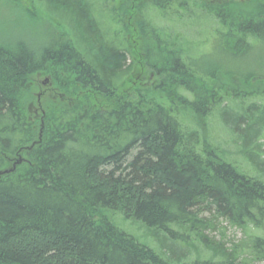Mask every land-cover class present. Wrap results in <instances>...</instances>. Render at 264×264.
<instances>
[{"label": "trees", "instance_id": "1", "mask_svg": "<svg viewBox=\"0 0 264 264\" xmlns=\"http://www.w3.org/2000/svg\"><path fill=\"white\" fill-rule=\"evenodd\" d=\"M45 1L65 18L52 46L0 41V264H264V70L239 66L264 47V0H113L134 43L124 50L94 0ZM143 9L204 25L230 63L186 53L195 42L172 43ZM137 70L154 71L147 93ZM212 113L247 170L218 152ZM219 220L250 234L225 247L211 237Z\"/></svg>", "mask_w": 264, "mask_h": 264}, {"label": "rangeland", "instance_id": "2", "mask_svg": "<svg viewBox=\"0 0 264 264\" xmlns=\"http://www.w3.org/2000/svg\"><path fill=\"white\" fill-rule=\"evenodd\" d=\"M32 1L36 3V7ZM94 2L98 6L101 5V8L104 9L102 12L101 10H98L96 8L93 14L94 18L97 20V22H99L100 28L103 29L106 24L107 25L110 24V30L107 31V33L110 32V36L108 37L105 35V39L107 40L108 45L113 50L115 49L124 50L126 48L132 47L134 43L131 42V38H128L129 34L125 33L126 31L124 32V30L120 27V24L117 25L119 20L123 17V15L121 14L125 13L123 10L118 9L119 3L113 0H105V1L94 0ZM242 2H244V0L241 1L240 3L241 5L243 4ZM191 4L192 3L189 2V6H191ZM49 9L51 10V8H49V5L45 0H0V41L4 40V43L11 42L12 40L24 41L26 45L29 44V46H31L29 48H31L34 54L35 51L38 52L46 47L52 46L50 45L52 43V38H51L52 36L50 35L52 34L53 36L57 37L58 33L56 32H59L58 30H56V26H55L57 23L56 20L61 22L65 20V18L61 14L58 15V13H54ZM142 13L144 16H146V19L148 18L152 20L151 22L154 23L155 26L159 27L161 29L160 31L163 32L164 30L166 33H168L170 35V41H173L172 43L176 41V45L178 44V46H180V44L183 43V41H187L188 43H191L189 42V40L194 41L195 43L190 44V48L187 49L186 53L191 55L205 54L209 61L213 63H220L219 64L220 66H223L225 62L223 61V59L227 60L230 63L228 58L224 57L215 48V43L210 37H208L209 34H204V31H199L200 33L196 31V30L205 29L204 25L195 23L193 25L186 26L184 25V21L182 23L181 21H175L174 19H172L173 16L167 17L168 19L162 18L163 16L158 18L157 16L154 15L156 14L155 12L150 11L148 9H143ZM55 18H60V19H55ZM197 19L198 18L195 16L192 17L193 21H196ZM169 20H173V21L170 22ZM120 21L124 22V20H120ZM65 26L67 30L72 29L68 21L66 22ZM214 27L215 25L213 24L212 30L214 29ZM193 30H195L196 32H193ZM113 31L116 34H114ZM194 33H197L198 36H201L202 38H200L199 40L195 39L196 35ZM125 36H127V38ZM64 39H66V37H64ZM202 45H204V47L203 49H200ZM261 50L264 51L263 46L262 48H259V45L255 46V48L253 49V51L255 52H252L249 55V58H247L246 60L241 61V64H239V66H241L244 69L246 68L250 70L255 69L258 72L263 71L264 66L258 64V58L255 56L256 51L259 52ZM254 59H256L257 61L254 62L253 61ZM123 63L128 66L134 64L131 62V56L129 54L125 58V61ZM235 63H240V62L232 61L231 65L232 66L237 65ZM225 64L228 65L227 63ZM149 71H151L149 72L150 75L149 79L147 75L143 77L137 75L138 70L133 71V74L136 75V77L137 76L138 77L131 78L135 82L133 85L137 84L139 87L138 90L144 91V93H147L148 87L154 84L157 80L156 77L154 76L155 75L154 71L152 70ZM128 74L129 72L124 77H126ZM44 78L45 77L42 76L37 78L38 85L39 82L41 84V82L45 80ZM43 87L52 90V87H54V83H52V81L50 80L49 83H46L45 86L43 85ZM35 90L36 89H32V92L33 93L35 92L33 94L34 96H36V92H37ZM40 90L42 91L43 89L40 88L39 91ZM55 90L56 89H54L53 91ZM236 104L238 105V102H236ZM184 120L187 122L188 125H190V129H193L192 126L193 122L190 121L187 117ZM206 120H207V131H208L207 134L209 135L211 134L212 138L217 143L216 146L218 152L220 153H222V151L225 152L226 157L229 158L234 165L240 166L243 169L247 170L246 163L243 161L241 153H239V149L234 138L232 137V135L228 134L226 129L222 130L223 125L220 122L218 116L216 114H213L209 116ZM201 132H203V129ZM262 143L264 144V136L262 137ZM218 222L220 224L217 225L218 227L217 231L212 232L211 237H214L218 241H221L225 245V247H231L232 245L244 241L250 234L249 230L241 231L239 229H235L233 227L228 226L227 223H225L224 221L219 220ZM122 223H123L122 227L126 231H128L130 235L135 237L138 241H140L145 245L148 244L151 245L152 247L155 246L153 241H151L152 239L150 240V238L147 236L144 230L141 227H139L138 224L131 222H122ZM115 225L120 229H122L119 223ZM150 241L151 243L149 244ZM201 251L202 250L200 246L196 244L193 247L192 251H190V254L191 256H195L197 252H201ZM257 264H261V263H257Z\"/></svg>", "mask_w": 264, "mask_h": 264}]
</instances>
